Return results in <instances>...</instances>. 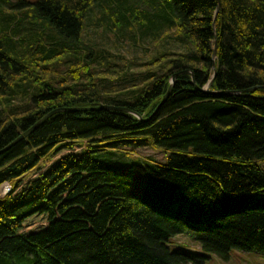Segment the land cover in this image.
<instances>
[{"label":"trees","instance_id":"1","mask_svg":"<svg viewBox=\"0 0 264 264\" xmlns=\"http://www.w3.org/2000/svg\"><path fill=\"white\" fill-rule=\"evenodd\" d=\"M127 2L0 0V150L54 109L128 110L56 112L0 153V264H205L169 247L180 234L221 258L264 253V0L146 1L142 35L172 34L147 62L108 69L129 77L118 89L82 31L95 8L125 27ZM185 70L194 84L178 74L158 107ZM149 139L166 160L130 162L125 148Z\"/></svg>","mask_w":264,"mask_h":264},{"label":"rangeland","instance_id":"2","mask_svg":"<svg viewBox=\"0 0 264 264\" xmlns=\"http://www.w3.org/2000/svg\"><path fill=\"white\" fill-rule=\"evenodd\" d=\"M12 2H17L20 0H8ZM25 2L31 3L35 0H23ZM126 7H130L129 12H126V16H130L127 24L124 26L119 25L115 21V15L111 14L101 15V10L95 8L89 13L87 18V25L82 31V40L87 43H91L95 48L104 51V53H110L107 57L104 65L96 72L99 77L105 78L102 84L110 86H115L118 89H123L129 85V77L114 79L116 75H109L108 69L118 70L122 73L127 66L130 68L134 64L138 66L148 59L160 49V46L164 47L166 44L163 40L167 39V35H171L172 32L169 30L168 26H161V32L158 33V37L153 39L152 32L142 35V30L138 28V23L140 22V15L144 12L149 11V7L146 5V1L149 0H129ZM154 5V4H153ZM30 9L32 5L25 6ZM12 8H10L11 10ZM132 11V12H130ZM125 18L127 19V17ZM119 18V17H117ZM120 19V18H119ZM121 27V28H120ZM25 29H21L18 34H23ZM166 34V35H165ZM165 44V45H164ZM168 46V45H167ZM174 49V47H172ZM138 64V65H137ZM134 68L135 71H144ZM69 69L68 64L57 65L55 68V74L62 75V71ZM134 71V72H135ZM131 73V72H130ZM58 75V76H59ZM131 75V74H130ZM51 78H56L51 76ZM17 105L20 106L22 103L17 100ZM24 103V102H23ZM128 152H131L129 161L132 163L138 162L139 158L141 160H154L156 163H162L164 161V156L166 160V153L162 148L154 146L149 139V146L143 148H125ZM9 184V183H8ZM3 185V184H2ZM5 190V189H4ZM1 196H4L3 191ZM168 245L171 249L176 247H184L190 249L199 254L207 255L208 259L205 260V264H264V253L258 251H241V250H231L227 258H221L214 254L204 253L201 251L198 243L185 234H180L172 237Z\"/></svg>","mask_w":264,"mask_h":264},{"label":"water","instance_id":"3","mask_svg":"<svg viewBox=\"0 0 264 264\" xmlns=\"http://www.w3.org/2000/svg\"><path fill=\"white\" fill-rule=\"evenodd\" d=\"M216 57V45H214V50H213V55L212 58L215 59ZM181 73H189L192 77V83L194 84V78H193V74L190 73V71L185 70L182 71L180 73H174L172 75L171 78V85L169 87V89L167 90L166 94L163 96L161 102L159 103L158 107L167 99V97L170 94L171 91V86L175 80V77L178 74ZM212 83V78L208 81V83L205 85L204 89H201L203 92H207V93H211V91L209 90L210 86ZM216 95H227V94H231V92L229 91H216V92H212ZM157 107V108H158ZM87 109H92V110H99V109H116V110H122V111H128L126 108L123 107H115V106H111V105H99L98 107L95 108H58V109H54L52 111H50L49 113H47L46 115H44L41 119H39L37 122H35L29 129H27L26 131H23L16 139H14L12 142H10L7 146H5L3 149L0 150V153H2L3 151L7 150L8 148H10L11 146H13L14 144H16L17 142L21 141L22 139H25L32 131H34L38 126H40L46 119H48L52 114L56 113V112H61V111H78V110H87ZM157 110V109H156ZM155 110V111H156Z\"/></svg>","mask_w":264,"mask_h":264},{"label":"built area","instance_id":"4","mask_svg":"<svg viewBox=\"0 0 264 264\" xmlns=\"http://www.w3.org/2000/svg\"><path fill=\"white\" fill-rule=\"evenodd\" d=\"M9 186H10L9 184L4 183V184L0 187V195H1L2 191H3L4 189H8Z\"/></svg>","mask_w":264,"mask_h":264},{"label":"bare ground","instance_id":"5","mask_svg":"<svg viewBox=\"0 0 264 264\" xmlns=\"http://www.w3.org/2000/svg\"><path fill=\"white\" fill-rule=\"evenodd\" d=\"M31 40H33V39H31ZM35 42H36V41H35ZM5 183H7V182H5ZM7 184H8V183H7ZM1 186H2V185H1ZM1 186H0V187H1ZM10 190H11V187L9 186L8 189L3 190V194L6 195L7 193L10 192Z\"/></svg>","mask_w":264,"mask_h":264}]
</instances>
